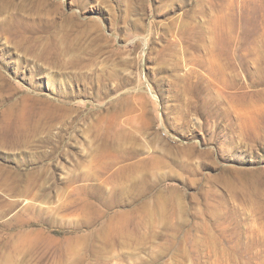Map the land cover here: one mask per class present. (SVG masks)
I'll list each match as a JSON object with an SVG mask.
<instances>
[{
    "label": "rangeland",
    "instance_id": "obj_1",
    "mask_svg": "<svg viewBox=\"0 0 264 264\" xmlns=\"http://www.w3.org/2000/svg\"><path fill=\"white\" fill-rule=\"evenodd\" d=\"M0 264H264V0H0Z\"/></svg>",
    "mask_w": 264,
    "mask_h": 264
},
{
    "label": "bare ground",
    "instance_id": "obj_2",
    "mask_svg": "<svg viewBox=\"0 0 264 264\" xmlns=\"http://www.w3.org/2000/svg\"><path fill=\"white\" fill-rule=\"evenodd\" d=\"M251 122L253 121V120H250ZM252 126V125H251Z\"/></svg>",
    "mask_w": 264,
    "mask_h": 264
}]
</instances>
